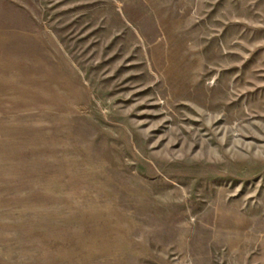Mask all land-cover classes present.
I'll list each match as a JSON object with an SVG mask.
<instances>
[{
  "label": "rangeland",
  "instance_id": "obj_1",
  "mask_svg": "<svg viewBox=\"0 0 264 264\" xmlns=\"http://www.w3.org/2000/svg\"><path fill=\"white\" fill-rule=\"evenodd\" d=\"M0 264H264V0H0Z\"/></svg>",
  "mask_w": 264,
  "mask_h": 264
}]
</instances>
